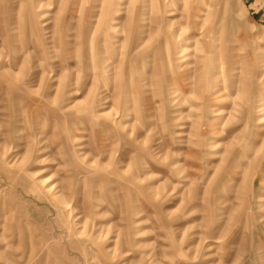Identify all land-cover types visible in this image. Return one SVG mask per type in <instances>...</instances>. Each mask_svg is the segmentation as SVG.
<instances>
[{"label": "rangeland", "instance_id": "1", "mask_svg": "<svg viewBox=\"0 0 264 264\" xmlns=\"http://www.w3.org/2000/svg\"><path fill=\"white\" fill-rule=\"evenodd\" d=\"M0 264H264V0H0Z\"/></svg>", "mask_w": 264, "mask_h": 264}, {"label": "bare ground", "instance_id": "2", "mask_svg": "<svg viewBox=\"0 0 264 264\" xmlns=\"http://www.w3.org/2000/svg\"><path fill=\"white\" fill-rule=\"evenodd\" d=\"M171 15V14H170ZM220 74V73H219ZM194 85V84H193Z\"/></svg>", "mask_w": 264, "mask_h": 264}]
</instances>
